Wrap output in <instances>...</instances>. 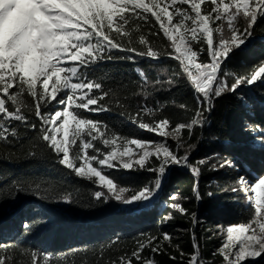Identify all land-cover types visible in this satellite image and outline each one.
<instances>
[{"label":"snow or ice","instance_id":"1","mask_svg":"<svg viewBox=\"0 0 264 264\" xmlns=\"http://www.w3.org/2000/svg\"><path fill=\"white\" fill-rule=\"evenodd\" d=\"M204 3L205 0H0V140L19 138L20 131L13 122H19L26 132H36L34 139L43 142L59 165L100 188L94 198L101 202H149L161 189L166 170L173 165L190 168L198 178L201 170L190 163L187 150L195 146L187 144L184 154H178L187 143L180 137L182 131L187 129L190 138L196 127L203 128L215 98L226 92L235 93L241 85L250 86L258 79L264 83V64L250 75L235 76L231 84L224 79L230 74L223 68L235 54L234 49H240L254 35L258 17L264 19V0H209L211 7L202 13ZM134 17L143 21L148 32L141 31L142 25ZM210 21L221 23L213 28ZM225 27L228 35L224 34ZM214 32L219 34L215 42ZM160 33L167 45H155L150 38ZM203 55L208 62H197ZM137 57L157 62L172 59L181 69L154 81L143 69H136L141 84L140 91L133 95L141 96L145 103L137 107L135 116L129 115V122L138 130L157 133L164 138L161 141L129 139L89 115L109 111L113 96L112 90L90 77V70L103 62L135 63ZM181 77L192 87L197 110L191 120L176 123L171 129L177 134L174 150L164 131L172 122L167 117L157 119L158 102L153 108L148 107L147 101L153 92L171 91ZM120 107L125 105L121 103ZM145 118L151 119L145 122ZM261 140L264 142V135ZM149 144L154 145V150H148ZM130 145L141 150L135 154L138 158H134ZM36 154L30 152L32 156ZM214 160L219 162L212 163ZM206 163L211 164V170L236 167L234 160L219 158V154L197 161V165ZM125 169L146 170L156 173V177L150 184L129 190L112 174ZM225 190L242 193L249 208L254 207L249 221L221 226L226 240L218 254L224 264H241L246 257L264 253V176L253 181L247 175H239ZM129 191L131 194L126 195ZM194 192L200 199L198 186H194ZM62 198L72 202L71 194ZM169 199L172 202L168 207L186 214V209L175 202V196ZM172 218L169 212L164 220ZM171 239L168 233H163L162 239L149 237L148 244L140 243L132 257L138 264H156L154 258L143 259L142 250L148 247L154 254L163 253L161 245H170ZM193 248L188 264H200L195 239ZM37 255V251L31 252L32 264H37ZM40 255L42 264H49L50 254ZM131 259L120 257V262L131 264ZM0 264H6L4 256H0Z\"/></svg>","mask_w":264,"mask_h":264},{"label":"trees","instance_id":"2","mask_svg":"<svg viewBox=\"0 0 264 264\" xmlns=\"http://www.w3.org/2000/svg\"><path fill=\"white\" fill-rule=\"evenodd\" d=\"M134 19L141 23L142 32H148L143 21ZM258 21L254 35L240 49H234L235 54L223 66L230 74L224 77L228 84L235 76L250 75L264 64V19L258 17ZM238 26L242 27V22ZM150 38L155 45L168 44L162 33ZM201 60L208 62V57L203 55L198 62ZM137 68L143 69L150 81L157 77L166 79L172 72L181 71L178 62L172 59L157 62L137 57L135 63L126 60L100 63L90 70V77L112 90L113 96L109 111L89 115L118 135L158 141L154 132L138 130L129 122V115L135 116L137 107L145 103L141 96L133 95L140 91ZM157 102L160 111L156 118L167 117L172 122L171 127L166 128L168 131H172L176 123L191 120L197 110L195 94L184 77L171 91L153 92L147 105L156 108ZM121 103L124 108L120 107ZM180 104L186 105V109H181ZM213 104L203 128L196 127L190 138L187 129L180 134L187 143L179 154H184L187 144L195 146L187 150L190 163L201 170L199 177L189 168L173 167L154 199L131 207H123L113 200H96L94 193L100 190L97 185L59 165L56 156L43 147V142L34 139L36 132H26L19 122H13L20 131L19 138L0 140V256L5 257L6 264H32L31 252L35 250L37 264H42L40 254H50L49 264H121L120 257L125 261L132 258L131 264H138L132 254L139 244L147 245L149 237L162 239V234L168 233L171 244L161 245L163 253L154 254L145 247L141 257L154 258L156 264H188L195 239L200 264H224L218 254L222 247L217 236L223 230L221 226L247 222L254 215L242 193L225 189L232 186L239 175L264 176V142L261 140L264 83L258 79L250 86L241 85L235 93L226 92L215 98ZM150 119L145 118V122ZM257 125L259 128L255 127ZM171 144L173 147L174 142ZM30 152L37 154L32 156ZM216 154L219 158L234 160L236 167L211 170L210 163L197 165V161ZM112 174L129 190L150 184L156 177L146 170H121ZM194 186H198L200 199ZM17 188L23 190L17 191ZM209 192L213 195L209 196ZM128 193L130 195L131 191ZM65 194H71L72 202L62 198ZM172 196L186 209V214L168 207ZM169 212L173 218L164 220Z\"/></svg>","mask_w":264,"mask_h":264},{"label":"rangeland","instance_id":"3","mask_svg":"<svg viewBox=\"0 0 264 264\" xmlns=\"http://www.w3.org/2000/svg\"><path fill=\"white\" fill-rule=\"evenodd\" d=\"M148 2V0H145V3H147ZM225 2H229V0H225ZM185 7H188V6H185ZM209 7H211V4L209 3V0H205V3L201 6V8H202V13H203V10L204 9H206V8H209ZM137 10H140V9H137ZM175 19V18H174ZM242 21H239L238 20V24H240ZM221 22L220 21H216L215 23H213V22H211L210 21V27H213V28H215L216 26H218L219 24H220ZM224 23H225V25H226V20L224 21ZM225 35H228V32H227V28L225 27V33H224ZM213 36H214V42L218 39V36H219V34H217V33H213ZM198 60H199V57L197 58V62H198ZM164 131L166 132V134H167V143L171 146L172 144H171V142H174V145H173V149L175 150V144H176V141H175V139H174V137L177 135L175 132H173V131H168L166 128L164 129ZM155 133V132H154ZM158 137H159V140L158 141H161V140H163L164 138H162V137H160L157 133H155ZM130 147L133 149V152H134V158H138V156L137 155H135L136 153H139L141 150L140 149H138L135 145H130ZM148 150H154V145L153 144H149L148 145ZM181 151H183L182 149H180V150H178V154L181 152ZM89 152H91V150H89ZM180 155V154H179ZM183 155V154H182ZM155 158V157H154ZM125 160L126 159H128L127 157H125L124 158ZM95 166V165H94ZM173 167H180V168H185V169H188V167H184V166H175V165H173V166H170L167 170H166V174H165V176L163 177V179H162V185L164 184V182L166 181V179H167V177H168V175H169V170L171 169V168H173ZM190 169V168H189ZM125 170H127V169H125ZM156 174V173H155ZM248 177V176H247ZM250 180H253V181H255V179L256 178H250V177H248ZM99 188V187H98ZM100 189V188H99ZM161 190V189H160ZM160 190L158 191V193L160 192ZM105 191H106V189H105ZM126 195H129V193H126ZM243 195V194H242ZM156 197V195L154 196V198ZM154 198H152V199H154ZM151 199V200H152ZM113 201H115V202H117V203H119L120 205H122L123 207H131L132 205H137V204H142V203H133V204H129V205H125V204H123V203H121V202H118V201H116L115 199H112ZM144 203H146V202H144ZM247 206H248V204H247ZM252 210H253V212H254V207L252 208ZM218 238H220V241L222 242V244H223V242L226 240V233L222 230L218 235ZM264 261V253H262L260 256H256V257H246V259H245V261H242L241 262V264H259V263H261V262H263Z\"/></svg>","mask_w":264,"mask_h":264}]
</instances>
